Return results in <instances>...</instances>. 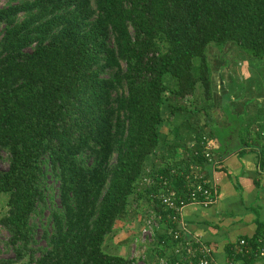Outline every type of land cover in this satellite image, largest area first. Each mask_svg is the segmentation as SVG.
<instances>
[{"label":"trees","instance_id":"obj_1","mask_svg":"<svg viewBox=\"0 0 264 264\" xmlns=\"http://www.w3.org/2000/svg\"><path fill=\"white\" fill-rule=\"evenodd\" d=\"M229 42L264 59V0H9L0 7V157L4 151L9 161L0 169L8 206L0 226L14 254L0 264H133L104 245L133 198L168 215L146 176L163 175L184 196L194 166L210 170L203 138L218 142L217 163L259 146L260 136L244 127L218 133L225 130L210 116L218 101L207 50ZM200 109L207 121L189 124L194 148L191 136L166 138L162 128L173 116L189 120ZM45 211L38 245L34 219ZM243 239L251 251L231 243L228 260L255 264L264 222Z\"/></svg>","mask_w":264,"mask_h":264},{"label":"crops","instance_id":"obj_2","mask_svg":"<svg viewBox=\"0 0 264 264\" xmlns=\"http://www.w3.org/2000/svg\"><path fill=\"white\" fill-rule=\"evenodd\" d=\"M249 72L245 73L246 77H251ZM224 90L227 95L223 98H229L231 94L228 95L227 88ZM251 92L255 104L249 108L248 120L243 127L260 136V145L238 148L218 162L210 173L218 191L217 203L207 207L190 204L184 209L188 230L213 245L219 264L228 263L227 245L252 237L258 222H264V167L261 166L264 149V78L263 83L251 85ZM220 112L224 113V119L217 121ZM212 115L219 127L229 126L230 121L222 104L212 109ZM193 140L195 135L191 133L190 143ZM255 264H264V255H258Z\"/></svg>","mask_w":264,"mask_h":264},{"label":"rangeland","instance_id":"obj_3","mask_svg":"<svg viewBox=\"0 0 264 264\" xmlns=\"http://www.w3.org/2000/svg\"><path fill=\"white\" fill-rule=\"evenodd\" d=\"M8 1L9 0H0V7L5 6ZM207 53L208 61L213 74L214 93L218 101L216 106H220V98L227 95L224 90L225 88L229 91L228 95L231 94L229 98L228 96L224 97L222 102L230 121L229 127L224 128L225 132L216 128L215 129L220 134H226L229 131L237 132L240 129H243V124H245L248 120L247 112L249 108L255 104L253 101L254 98L252 97L253 93L251 92V85L263 83L264 76L262 77L261 74H264V67L259 66L262 64L264 65V59L254 58L253 60H250V58L244 54L243 50L235 42H229L223 47L211 44V46L208 47ZM247 72L251 74V77L245 76V73ZM244 76L246 78H244ZM199 94L200 92H198L197 95ZM232 95H234V97H232ZM198 97L199 96H195L192 98V107H198L197 109L201 106ZM210 116L213 120L212 110L210 111ZM223 116L224 113L220 112L216 117V120L222 121V119H224ZM185 117L186 114L178 113L164 125L162 131L169 141H177L179 143H184L185 141L188 142L189 137L191 136L190 133H192L190 132L192 131V128H189V124L203 125L207 121L204 110L201 109L197 111L191 119L186 120L184 119ZM176 129L178 130L177 134H175ZM189 143L190 142H188V145ZM165 155H167V153ZM8 165V154L3 151L1 152L0 157V169H7ZM52 182L53 181H50V183ZM54 186L56 187L57 184L54 183ZM6 201L7 195L1 194L0 217L4 215L8 209ZM147 209L148 201L146 199L133 198L130 204L129 214L117 222L115 225V231L107 237L104 250L111 254H121L129 257L130 259H132L133 254H136L134 257H140L143 255L142 251H144V247L140 244L141 242H139L138 239L141 240V228ZM47 215L48 211H45L40 218L36 217L34 220L39 225L41 221L45 222ZM42 232V227L39 225L37 229L38 245L45 244L41 238ZM7 239V231L0 226V258L6 259L14 257L13 252L6 247L5 242ZM151 249L152 247H149V250L147 251L148 257H150L149 253ZM138 261H141V259Z\"/></svg>","mask_w":264,"mask_h":264},{"label":"built area","instance_id":"obj_4","mask_svg":"<svg viewBox=\"0 0 264 264\" xmlns=\"http://www.w3.org/2000/svg\"><path fill=\"white\" fill-rule=\"evenodd\" d=\"M200 144L204 146L202 154L208 159L211 165L210 170L203 169L199 163L194 166L196 171L186 176L187 195L183 196L171 188L168 178L163 175H157L156 182L151 177L144 178L147 185H154L156 192L153 193V197L158 198L163 206L162 210L169 211V213L164 218V215L154 207L151 206L147 209L141 228V240L138 239L144 247L143 255L134 257L136 254H133V264H219L214 254L213 245L191 233L184 218L186 206L200 204L207 207L217 203L218 199L217 187L210 173L215 170L218 164L214 150L218 149L219 144L216 140L206 137ZM194 145L195 143L192 142L188 147L194 148ZM199 152L198 149L194 150L195 155H198ZM169 219H171L170 225ZM161 234H167L172 239V244L165 239L158 242V237ZM239 246V250L243 253L251 251V247L245 239L239 240ZM149 247H152L150 257L147 256ZM161 252L163 254L158 255ZM258 255H264V243L259 247L258 252L256 251L255 257ZM139 259L141 261H138ZM227 264L241 263L232 259L228 260Z\"/></svg>","mask_w":264,"mask_h":264},{"label":"water","instance_id":"obj_5","mask_svg":"<svg viewBox=\"0 0 264 264\" xmlns=\"http://www.w3.org/2000/svg\"><path fill=\"white\" fill-rule=\"evenodd\" d=\"M13 264H15V263H13Z\"/></svg>","mask_w":264,"mask_h":264}]
</instances>
